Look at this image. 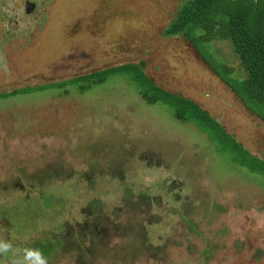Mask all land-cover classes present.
Here are the masks:
<instances>
[{"label":"rangeland","instance_id":"rangeland-1","mask_svg":"<svg viewBox=\"0 0 264 264\" xmlns=\"http://www.w3.org/2000/svg\"><path fill=\"white\" fill-rule=\"evenodd\" d=\"M184 1L0 0V264L25 248L48 264H264V107L221 79L247 77L229 39L195 41L217 75L164 35ZM124 63L238 145L219 150L126 74L80 76Z\"/></svg>","mask_w":264,"mask_h":264},{"label":"trees","instance_id":"trees-1","mask_svg":"<svg viewBox=\"0 0 264 264\" xmlns=\"http://www.w3.org/2000/svg\"><path fill=\"white\" fill-rule=\"evenodd\" d=\"M197 30L201 33L196 34ZM176 34H182L217 75L220 74L216 71V67L202 56L195 41L229 39L239 56V66L245 69L247 77L242 81L241 90L232 87L230 79L220 75L221 79L239 96L241 95L243 101L249 98L264 107V0H186L164 29V35ZM225 69L232 71L228 65H225ZM118 73L126 74L138 86L141 95L148 103L163 101L172 108L175 117L182 121L193 122L211 141L217 143L219 150L226 151L229 141L238 145L224 127L199 104L188 97L155 85L144 74L141 64L124 63L80 76H90L102 82L108 76ZM238 158L235 156L233 160L246 164L243 159ZM251 169L257 170L254 167ZM130 193L127 190L126 194ZM141 197L143 198V195H140ZM184 219L193 230L196 229L195 225L190 223V219Z\"/></svg>","mask_w":264,"mask_h":264},{"label":"clouds","instance_id":"clouds-1","mask_svg":"<svg viewBox=\"0 0 264 264\" xmlns=\"http://www.w3.org/2000/svg\"><path fill=\"white\" fill-rule=\"evenodd\" d=\"M12 251V245L8 242L0 241V255H7ZM12 264H48L47 259L39 249L25 248L21 260H13Z\"/></svg>","mask_w":264,"mask_h":264}]
</instances>
